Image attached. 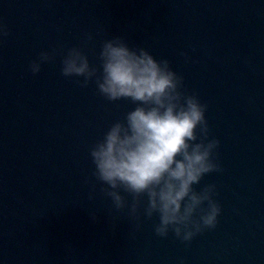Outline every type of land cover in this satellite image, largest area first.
Wrapping results in <instances>:
<instances>
[{"label":"water","instance_id":"obj_1","mask_svg":"<svg viewBox=\"0 0 264 264\" xmlns=\"http://www.w3.org/2000/svg\"><path fill=\"white\" fill-rule=\"evenodd\" d=\"M0 22V264H264V0H0ZM114 37L168 59L207 105L223 171L194 188L214 184L221 214L188 244L110 212L91 175L90 146L137 105L63 77L62 53L99 68ZM42 51L56 55L32 75Z\"/></svg>","mask_w":264,"mask_h":264},{"label":"clouds","instance_id":"obj_2","mask_svg":"<svg viewBox=\"0 0 264 264\" xmlns=\"http://www.w3.org/2000/svg\"><path fill=\"white\" fill-rule=\"evenodd\" d=\"M8 35L0 22V40ZM55 55L42 51L29 63V71L38 74ZM180 55L185 62L190 59L186 53ZM98 61L99 68L90 65L81 47H70L62 53L60 73L83 78L74 81L81 88L93 82L108 102L123 99L137 105L89 148L91 175L111 201L109 211L127 209L137 229L141 210L146 220L156 216L155 235L167 238L171 232L184 244L215 229L221 214L213 198L216 186L194 188L205 175L223 171L216 155L219 140L209 139L207 105L195 93H187L183 77L171 69L168 59L157 60L143 47L130 48L123 37L105 40Z\"/></svg>","mask_w":264,"mask_h":264}]
</instances>
